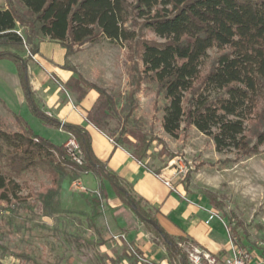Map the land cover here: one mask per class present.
<instances>
[{
  "label": "trees",
  "instance_id": "1",
  "mask_svg": "<svg viewBox=\"0 0 264 264\" xmlns=\"http://www.w3.org/2000/svg\"><path fill=\"white\" fill-rule=\"evenodd\" d=\"M5 1L6 8L0 9V60L14 64L32 115L44 126L72 137L83 164L76 165L64 146L37 136L26 121L11 114L15 131L4 130L0 123V216L14 213L17 205L28 200H32L28 207H37L41 217L67 215L70 212L60 203L62 184L95 171L134 213L151 240L164 247L169 264H189L183 246L195 243L172 237L159 226L155 211L94 157L87 131L60 123L41 111L28 80L25 46L32 39L47 38L71 56L82 46L102 40L119 45L125 49L129 65L126 117L134 108L136 93L147 86L163 103L161 126L169 137L178 139L185 130L194 128L212 140L217 153L250 158L264 145V0H18L21 12L13 0ZM145 33L159 41L146 39ZM63 68L73 74L64 87L77 101L88 91L98 94L86 120L106 135L102 127L108 114L116 113L114 98L68 63ZM154 141V136L124 121L114 143L139 163L147 158L158 160L159 167L148 169L161 176L171 167L172 157L166 161L165 152H153ZM27 177H43L45 181L39 182L35 191ZM183 183L188 193V176ZM25 190L27 195L23 196ZM198 194L213 208L222 209L216 194ZM82 197L93 205L88 219L94 224L102 217L100 203ZM143 219L152 221L156 228ZM7 254L18 259V264H46L25 253H10L1 245L0 264Z\"/></svg>",
  "mask_w": 264,
  "mask_h": 264
},
{
  "label": "rangeland",
  "instance_id": "2",
  "mask_svg": "<svg viewBox=\"0 0 264 264\" xmlns=\"http://www.w3.org/2000/svg\"><path fill=\"white\" fill-rule=\"evenodd\" d=\"M13 4L22 11L18 0H13ZM145 37L159 41L151 33H145ZM126 54L123 47L102 40L96 45L86 44L71 55V62L81 76L106 91L117 104L116 113L108 114L103 131L114 141L121 125L127 121L128 125L154 136L156 141L152 144V151L165 152L163 158L166 161L172 157L168 163L171 167L166 170L169 182H181L184 186L183 180L188 176V191L216 194L223 207H211L217 220L229 231V236L243 248L264 256V145L250 158H237L234 153H217L212 140L194 128H188L178 139H172L161 126L163 103L147 86H142L136 93L134 108L126 117L130 103L126 100L130 92ZM0 123L6 131L16 130L12 115L1 105ZM144 161L150 166H160L158 160L147 158ZM86 176H90V184L84 181ZM27 178L35 191L39 182L45 181L43 177L37 180ZM80 180L87 188V194L71 188L76 180L66 181L69 196L63 200L61 208L70 212L67 215L41 217L37 207H28L32 200L25 205H17L14 213H2L0 245L10 253H25L46 264H138L121 236L116 239L106 229L103 215L111 205L119 204L108 183L95 171H88ZM22 195L26 196L27 191ZM82 196L100 203L102 217L94 224L88 219L92 203L84 200L85 206L76 203ZM237 223L241 225L236 226ZM234 227H237L235 231ZM19 262L8 254L1 260V264ZM139 264L144 263L139 261Z\"/></svg>",
  "mask_w": 264,
  "mask_h": 264
},
{
  "label": "crops",
  "instance_id": "3",
  "mask_svg": "<svg viewBox=\"0 0 264 264\" xmlns=\"http://www.w3.org/2000/svg\"><path fill=\"white\" fill-rule=\"evenodd\" d=\"M4 8L5 0H1L0 9ZM27 48L31 51V57L28 58L25 53L23 58L28 60L29 84L41 111L60 123L83 127L89 135L94 157L155 211L159 226L168 235L189 239L195 246L220 259L226 256L229 250L227 229L217 218L208 222L214 212L205 198L190 191L187 193L181 182H169L167 171L156 176L145 161L137 162L128 151L117 147L111 138L88 123L87 114L97 101L98 94L91 90L77 101L75 94L66 90L64 86L73 74L63 65L69 62L75 66L71 62L72 57L66 56L65 49L47 38L32 39ZM78 73L81 74L80 71ZM0 105L10 114L26 121L37 136L56 146H64L70 139L67 133L44 126L32 115L25 102L16 68L9 60H0ZM90 180V176L84 178L89 184ZM165 182H169L170 186H166ZM68 196L69 185L65 181L61 188V204ZM83 200L80 197L76 203L85 206ZM103 218L108 233L122 237L138 264L140 260L169 264L164 247L151 240L146 228L120 200L119 204L108 208Z\"/></svg>",
  "mask_w": 264,
  "mask_h": 264
},
{
  "label": "built area",
  "instance_id": "4",
  "mask_svg": "<svg viewBox=\"0 0 264 264\" xmlns=\"http://www.w3.org/2000/svg\"><path fill=\"white\" fill-rule=\"evenodd\" d=\"M19 33V32H18ZM26 56L31 57V53L25 46ZM66 148L70 159L76 165L81 166L83 164V159L78 145L72 137L64 145ZM166 186H170L169 182H165ZM71 188L80 194H87V188L84 186L82 180H76L72 183ZM214 218H217L216 214L213 213L208 218V222ZM207 222V223H208ZM229 233V231L227 230ZM229 235V234H228ZM116 239H119L115 237ZM122 238V237H120ZM185 254L187 256V261L189 264H264V256L255 254L249 249H245L240 246L235 238L229 236V250L228 254L223 258H218L206 252L205 250L191 244H185L183 246ZM144 264H154L149 261L140 260Z\"/></svg>",
  "mask_w": 264,
  "mask_h": 264
},
{
  "label": "water",
  "instance_id": "5",
  "mask_svg": "<svg viewBox=\"0 0 264 264\" xmlns=\"http://www.w3.org/2000/svg\"><path fill=\"white\" fill-rule=\"evenodd\" d=\"M91 166H92V167H95V165H93V164H92ZM116 188H117L118 190H120V191L122 190V189H120L119 187H116ZM131 209H132V210H135L134 205H131ZM143 221H144L145 223H147L148 225H150L151 227H153L154 229L156 228L155 225H154V223H153L152 221H147V220H144V219H143Z\"/></svg>",
  "mask_w": 264,
  "mask_h": 264
}]
</instances>
